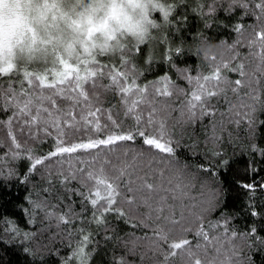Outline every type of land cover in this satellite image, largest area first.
<instances>
[{"label":"snow or ice","instance_id":"1","mask_svg":"<svg viewBox=\"0 0 264 264\" xmlns=\"http://www.w3.org/2000/svg\"><path fill=\"white\" fill-rule=\"evenodd\" d=\"M253 3L206 5L205 20L220 8L225 14L241 10L230 27L237 38L228 43L230 55L207 66V73L200 62L196 70L176 67L182 81L165 73L138 83L143 72L133 57L143 54L149 38L141 37L134 43L120 38L83 61V69L25 70L18 83L0 82V178L15 175V162L24 158L30 162L25 182L39 176L33 184L39 191L28 200L31 228L4 221L0 238L35 241L40 251L25 246L33 255H59L67 248L62 264H91L102 246L111 253L108 264H255L249 258L264 246V237L255 226L244 232L231 228V218L220 212L219 179V169L230 163L225 145L234 146L242 135L254 140L256 114L264 111V0ZM250 16L254 21L245 24ZM117 53L119 68L98 60L115 61ZM152 55L146 64L154 63ZM16 67H0V76ZM228 72L239 78L233 81ZM185 136L192 141L190 151L204 145L209 163L180 158ZM45 144L47 151L39 147ZM250 147L256 154L259 145ZM259 156L264 161V149ZM251 171V182L237 183L254 196L264 190V176L257 180L261 170ZM248 207L252 217L262 215L251 210L254 204Z\"/></svg>","mask_w":264,"mask_h":264},{"label":"trees","instance_id":"2","mask_svg":"<svg viewBox=\"0 0 264 264\" xmlns=\"http://www.w3.org/2000/svg\"><path fill=\"white\" fill-rule=\"evenodd\" d=\"M260 2V0H254ZM212 3V0H171V7L174 9L173 15L170 16V21L163 23L162 26L149 36L147 46L143 47V54L138 57H133L134 63L137 64L143 74L138 80L139 84L149 81H154L161 78L167 73L170 79L182 81L180 73L176 71V67L184 68L191 67L194 69L198 63L197 57L192 55L185 47L193 41L194 34L197 32L205 34L209 39L219 41L223 40L225 45L228 46L229 42H234L236 36L230 30V27L237 22L240 16V9H236L231 14H225L223 8L218 9L208 19L205 20L204 16L208 15V8L206 5ZM253 3V7H254ZM153 19L160 21V13L155 12ZM254 21V17H247L244 20L245 24H250ZM206 24H211L210 28L205 27ZM128 41V40H127ZM130 42V41H128ZM134 43V42H133ZM163 45V47L161 46ZM181 47L182 51L179 54L175 53V48ZM247 52V49H243ZM171 52V59L166 57V53ZM153 54L152 59L154 63L148 65L145 63V57L148 54ZM113 61L112 57H98L101 63L108 64L110 67L119 68V59ZM230 55H226L225 59ZM251 59V58H250ZM245 63H248L247 61ZM208 65L202 63V67L207 73L209 71ZM31 71L33 73L43 74L45 69L37 66H26L25 64H18L17 67L8 75L0 76V82L7 85L9 81L18 83L23 79V72ZM50 75V73H49ZM227 75L233 81L239 78L237 73L228 72ZM264 79V78H262ZM186 83V82H185ZM27 87V84L25 83ZM246 91V89L242 90ZM231 96L232 94L229 93ZM261 95L264 96V88L261 89ZM111 98V94H109ZM233 103L236 101L233 99ZM257 128L254 140L244 138L242 135L241 140L232 147L225 145V159L230 161L227 169H219V179L223 184L224 189V206L220 212L227 213L231 218V228L238 232H244L249 228L255 226L257 233L264 237V190H257L255 195L247 193L244 189L240 188L238 181L251 182L254 178V173L251 171L253 167L260 169L259 175L255 179H260L264 176V161H261L259 156V149H264V111L257 112ZM261 122V123H260ZM190 131V130H189ZM199 139L203 141L204 136L199 132ZM258 144L259 149L256 154H253L250 145ZM192 141L184 137L183 142L178 147L177 152L180 158H187L191 162L209 163V159L204 155V145L190 151ZM44 151L49 149V145L45 144L39 146ZM215 164V161H211ZM30 162L28 159H20L15 162V175L8 178L7 175L0 178V227L4 221L15 222L21 229H30L31 225L26 224L28 212V200L31 196L35 199V193L39 188H34V183H39V176H36L35 181L26 183L25 176L29 168ZM247 170V174H245ZM236 175H233V172ZM7 173V168H5ZM255 205L254 209L258 210L262 215L258 218L252 217L249 205ZM220 212L216 215L219 216ZM223 223V221H221ZM124 228V225H121ZM96 239H100L96 237ZM33 249L34 252L40 251L35 241L28 245L26 241L15 239L12 242L7 236L0 238V264H62L64 257L68 256L69 249L63 248L60 254L57 255L56 251H43L40 255H33L25 252V246ZM261 250L253 253L255 264H264V246H260ZM255 251V250H254ZM110 252L102 246L96 255L91 259V264H108V256ZM73 264H77L73 261Z\"/></svg>","mask_w":264,"mask_h":264},{"label":"clouds","instance_id":"3","mask_svg":"<svg viewBox=\"0 0 264 264\" xmlns=\"http://www.w3.org/2000/svg\"><path fill=\"white\" fill-rule=\"evenodd\" d=\"M173 13L171 0H0V67L32 58L47 59L58 71L60 59L83 69L81 60L109 50L120 38H148ZM185 48L210 67L229 52L222 39L197 33Z\"/></svg>","mask_w":264,"mask_h":264},{"label":"rangeland","instance_id":"4","mask_svg":"<svg viewBox=\"0 0 264 264\" xmlns=\"http://www.w3.org/2000/svg\"><path fill=\"white\" fill-rule=\"evenodd\" d=\"M83 61L84 60H81L79 63L82 64ZM58 63L61 66V70H63V71H67L68 69L74 70L77 67L76 65L65 64V62L62 59H60L58 61ZM18 64H20V65L21 64L22 65L25 64L28 67L29 66H37L39 68L45 69V71H48L51 68H56L57 69V67L54 66L53 64H50L47 59H32V58H29L28 60H21ZM65 65L67 66V68L64 67ZM49 79H51V74L49 75Z\"/></svg>","mask_w":264,"mask_h":264}]
</instances>
